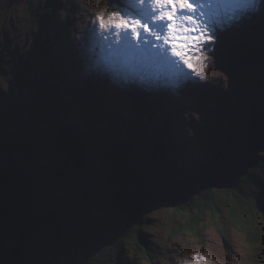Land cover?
<instances>
[{"label":"rangeland","instance_id":"1","mask_svg":"<svg viewBox=\"0 0 264 264\" xmlns=\"http://www.w3.org/2000/svg\"><path fill=\"white\" fill-rule=\"evenodd\" d=\"M113 2L72 0L68 7L62 3L53 21L55 30L42 31L31 12L39 3L43 8L48 6L46 0H0V260L5 262L21 247L28 264H32L22 245H11L24 243L34 258H40L51 233H55L59 244L67 249L62 264H83L91 235L87 229L85 234L80 231L76 211L90 223L104 225L120 219L114 218L120 210H129L124 215H137L154 208L144 220L147 229L141 240L137 235L138 242L155 253L154 260L132 254L131 244H126L120 253L123 264H202L204 259L208 264H215L213 260L218 264H264V188L261 201L258 191L240 197L237 188H232L234 175L243 174L257 162L249 173L264 160V5L251 13L235 8L229 0L219 3L211 18L218 22V29L227 30L218 33L214 47L201 49L198 73L174 56L168 58L169 71L162 73L157 68L161 73L156 75L145 67L152 76L138 83L129 74L135 76L137 71L144 76L142 70L121 61L122 55L109 45L111 33H107L109 40L99 36L96 17L101 11L107 21L109 12L130 10V0ZM119 2L124 4L117 9ZM45 33L51 41L43 45L42 53L36 40L47 37ZM46 65L53 69L47 82L39 75ZM104 109L117 112L120 119L115 120ZM93 110L99 111L93 115L98 134L89 130L92 121L86 117L94 114ZM123 122L132 127H125ZM72 124L79 127L75 129L76 141H91L87 150L80 148L82 156L75 150L77 143L73 142L71 151L66 150L65 141L62 148L56 142L54 148L50 145V139L59 136L60 127L68 130ZM118 126L121 131L126 129L124 133L133 143L119 139L115 145L121 160L110 159L109 164L96 149L94 138L112 139ZM198 131L209 136L217 133L218 142L226 145L221 150L217 142L214 148H220L216 153L222 160L209 174L211 185L202 184L207 177L200 170L206 163L201 164L202 159L189 152ZM88 132L92 137H86ZM161 133L168 139L159 147L168 166L155 139ZM131 146L136 151L129 157L124 150ZM124 153L128 162L122 161ZM215 155L212 153L210 159ZM171 181V189L190 188L191 183L200 182L203 187L197 186L204 192L217 193L221 211L212 216L213 211L208 210L205 231L198 232L202 235L199 244L196 234L184 229L190 216L175 210L170 197L151 190L142 193L143 188L155 190ZM194 192L190 188L189 195ZM186 196L181 193L177 199L186 201ZM132 199L137 204L144 200L142 206L134 209ZM240 201L250 223L261 229L260 242L246 240L241 229L225 218ZM94 258L92 253L90 260ZM104 262L115 264L107 259Z\"/></svg>","mask_w":264,"mask_h":264},{"label":"trees","instance_id":"2","mask_svg":"<svg viewBox=\"0 0 264 264\" xmlns=\"http://www.w3.org/2000/svg\"><path fill=\"white\" fill-rule=\"evenodd\" d=\"M70 1L72 0H46V3L48 4V6H45L43 8L40 3L34 6V10L31 9L32 10L31 15L33 17V20L36 22V25L41 27L42 31L44 29H50L51 27L54 29L55 27H53V25L55 24V22L53 21L57 17V14L59 13L57 11L58 9L57 7H60V6L62 7V3L64 6L68 7L67 3ZM110 1L116 2L117 0H110ZM121 3L119 2L117 4V9L122 8ZM61 9L62 8H60V10ZM48 22H49V25L47 24ZM42 24H44V26ZM45 35L47 37L36 40V45H39L38 48H40L41 52H42L43 45L45 44L46 46V43H50L51 41V38L46 33ZM45 55L46 54L44 53V58L46 59ZM39 75L40 77L43 76L44 80L47 82L52 79L53 69H51L50 66L46 65L43 67V69H41V72L39 73ZM97 113L99 114V111ZM80 114H84V112L81 111ZM93 115H95V112L94 114H91V115L86 114V117L87 119H90L94 123ZM115 115L116 113L112 114V116H115ZM102 119H104V121H106L107 123L111 122L109 118L102 117ZM78 124H80V121L78 122ZM123 125L127 128L132 127L127 122L126 123L123 122ZM77 127H78L77 124H73L71 128H69L70 129L69 131L60 127L59 129L60 131L59 135L61 134L60 138L58 139V141L53 138L50 139L51 147L54 148V145H55L54 143L56 142L60 144L62 148L61 142L65 141L66 143L65 145L67 147V149L66 148L65 149L67 151H71V149L75 146L74 143H77V147L83 150H87L88 148H90L91 141L88 142L86 140L84 142L85 145L83 142L79 143L78 141H76L78 139H76L74 136L76 135L75 129ZM135 129H139V128H135ZM125 131L126 129L121 131V126L120 127L118 126V127H115V132H114L116 133V136L113 135L112 139L102 138L100 137L101 135L99 136L100 138H97V139L93 137L95 139L94 145L97 147L96 149L101 153L102 157L109 164H111L112 162L110 159H112L113 161L121 160L115 144H118V142L120 141L119 139L126 138L128 141L130 140L128 139V136L124 133ZM169 131L170 129L169 130L166 129V132H169ZM173 131L174 130H172L171 133ZM93 132L95 134H98L95 129L93 130ZM216 134L209 136L207 134H201L199 131L195 134V139H193L194 142L193 144L191 143V145H193L194 148H191V150L189 149V152L193 154L195 153V155H192V154L191 155L197 157L199 160L202 159L201 164H205L206 162L214 159L215 157L210 159V156L212 155V153L216 154L215 156H217V153H219L220 148L221 150L225 148L224 146L226 145L224 144L222 140H221V143L218 142L219 135H216ZM85 135L86 137L91 136L89 132L86 133ZM120 136H122V138H120ZM114 137H116L118 141ZM171 137L175 138V135ZM155 139L158 140L159 147L164 145L165 142L168 140L167 137L164 138L163 133L158 134L155 137ZM161 140H164V142H162ZM129 142L131 144L133 143L131 140ZM217 142L219 143L220 148L214 149L216 148ZM110 143H112V145ZM228 143L229 145L233 146L230 142ZM36 144H38V142ZM120 144L123 145L121 142ZM159 147H158V150L161 153L162 159H165V162L164 161L163 162L166 163V165L168 166L166 154L163 153L162 149L160 150ZM30 148H33V145H30ZM28 150L29 149H26V151ZM135 151H136L135 146H131L124 150V152H126V155H128L129 157L132 156L135 153ZM121 157H123L122 158L123 162H128L129 159L128 158H127L128 160L126 159L125 153L124 155H121ZM113 168L114 170H117L115 169L114 166ZM167 176L166 178H168ZM169 178H172V176H169ZM186 178H189V177H186ZM236 188L240 192V197L241 195L243 197H247V196L250 197L251 195H255L256 192L258 191L257 199L261 201L260 200L261 193H262L261 191L264 188V160L263 159H261L260 161L259 168L253 171H250L247 174V176L243 178L242 182H239ZM198 192H197L198 195L195 194L192 197L188 198L185 202H182L180 205L175 206V210L180 209V212L182 214L184 213V215L190 216L189 221L186 223V226L184 229L185 231H189L188 234H196L195 235L196 240L198 241V243L196 244L200 243V239L202 236L201 234H203L205 231L206 220H207L206 215H207L208 210L213 211L212 216H215L217 212L221 211L220 200L217 197V193L215 194V192L213 191L204 192L201 190H200V193ZM262 201L264 203L263 198H262ZM236 205L237 206L235 207H231L228 215L225 216L226 220L234 228H238L239 230L241 229V231L247 237L246 240H248L249 242H253L254 240L260 242L262 239L261 229L259 227L253 226L252 223H250L249 214L245 211V206H243V202L240 201ZM153 211H154V208H150L147 211L137 214V215H124L120 219L112 220L109 223L104 224V225L103 224L94 225L90 223L87 219H83L84 217L82 213H80L79 211H76L77 223H78L77 226L79 227L80 231H82V234H85V230L87 229L89 231L88 232L89 235H91V238H89L87 242V253L85 256L86 257L85 260L83 259V262H84L83 264H90V262H92L93 260H94L93 264H105V262L103 263L105 259H107L108 262L110 263L114 262L115 264H123L121 261L120 253H121V250L124 249V246L126 244H131L130 248H132L133 250L132 254L141 255V259L153 261L155 253L150 252L149 247L138 242L137 240L138 236L140 237V240H141L142 234L147 229V226L144 227L143 225L144 220H147L150 216V213H152ZM222 215H223V211H222ZM244 215H246L247 218H243ZM218 216L220 217L219 214ZM214 223L218 224L217 221ZM199 231H201V234L198 233ZM15 245H19V246L22 245L26 249V251H28L30 262L32 261L31 262L32 264H62L63 254L67 250L66 248H63V244L61 243L59 244L57 235L55 233H51L50 241H48V246L42 250L43 252L40 258L33 257V255L31 254V251L28 250L29 249L28 245L18 242L16 244L13 243L11 247H15ZM0 247H1V244H0ZM92 253H95V258L90 260ZM31 257H32V260H31ZM0 262H3V260H0Z\"/></svg>","mask_w":264,"mask_h":264},{"label":"snow or ice","instance_id":"3","mask_svg":"<svg viewBox=\"0 0 264 264\" xmlns=\"http://www.w3.org/2000/svg\"><path fill=\"white\" fill-rule=\"evenodd\" d=\"M222 0H130L126 11L109 12L105 20L101 11L98 20L99 36L109 40L116 51L131 56L167 61L168 49L172 56L179 57L183 65L199 72L197 55L203 48L208 51L219 39L217 21L212 20L211 11ZM243 12L257 13L264 0H229ZM231 19V18H230ZM237 21L240 17H235ZM95 23V21H94ZM232 25H229V28ZM95 35V32H94ZM3 264V262H0ZM199 264V262H197ZM204 264H208L207 261Z\"/></svg>","mask_w":264,"mask_h":264},{"label":"bare ground","instance_id":"4","mask_svg":"<svg viewBox=\"0 0 264 264\" xmlns=\"http://www.w3.org/2000/svg\"><path fill=\"white\" fill-rule=\"evenodd\" d=\"M226 0H222V4H224V2H225ZM122 4V3H121ZM124 4V3H123ZM122 4V5H123ZM124 7H126L127 8V6H126V4L124 5ZM216 7H214L212 10H214ZM235 9V8H234ZM215 12V11H214ZM213 15V14H212ZM214 16V15H213ZM203 49V48H202ZM171 49L169 48L168 49V52H167V61L166 62H160V61H158V60H156V59H153V58H146V57H139V56H131V55H129L128 53H126V52H124V51H118L121 55H122V60L121 61H124V63H127L126 61H129V63H131L132 65L131 66H133L134 65V67L133 68H138L139 70H142V72L141 73H143V75L144 76H141V74H138V72L136 71V75L134 76L132 73L131 74H129V75H131V77H132V79H134L135 81L136 80H139V81H137L138 83L140 82L141 83V78H149V74L152 76V74L151 73H155L156 75L157 74H160L161 73V71H162V73H165V72H167V71H169V67H170V64H169V62H168V58H173L174 56H170V55H172L171 54V51H170ZM197 55H199V53H197ZM175 60V59H174ZM174 60H172V61H174ZM145 65H150V66H145ZM123 66H126V65H123ZM130 66V67H131ZM159 66V67H158ZM129 67V68H130ZM147 68V70H150V68H152V71H151V73H148L146 70H144V68ZM160 68V70H158V69ZM174 71L175 72H177L175 69H174ZM146 72H147V74H146ZM178 75V74H177ZM137 77V78H136ZM151 78V77H150ZM133 80V81H134ZM122 81H124V80H122ZM158 81V80H157ZM115 85V84H114ZM53 87V86H52ZM113 87V86H112ZM54 88V87H53ZM53 88H51L50 90H52ZM100 88H102V87H98V89H100ZM94 94V93H93ZM53 96V95H52ZM96 96H98V92L96 93ZM108 99V98H107ZM94 101L96 100L95 98L93 99ZM107 101V100H106ZM95 103L96 104H98V102H96L95 101ZM112 107H114L113 105H112ZM108 108H109V106H108ZM115 108V107H114ZM106 112L107 111H109L110 113V115H112V110H106V109H104ZM93 112H95V114L97 113V111L96 110H93ZM170 113V112H169ZM116 114H118L117 112H116ZM95 118V117H94ZM97 118V117H96ZM113 118L114 119H117V120H119L120 119V116L119 115H115V116H113ZM121 122H122V120H121ZM73 125V124H72ZM72 125H68V130H70L69 128H71V126ZM173 125V124H172ZM98 126V125H97ZM97 126H95L94 125V123L93 122H90V124H89V130L91 129V130H96V127ZM61 135V134H60ZM60 135L57 137V139L56 140H58L59 138H60ZM256 138V137H255ZM129 139V138H128ZM231 142V141H230ZM237 142V141H236ZM158 144V143H157ZM193 144V143H192ZM159 147V146H158ZM230 149V148H229ZM75 150L76 151H78V152H81L82 150L80 149V148H76L75 147ZM81 154V156H82V152L80 153ZM128 156V155H127ZM219 156V154L217 155V157H215L214 159H212V160H210V161H208V162H206V164L203 166V168H201V170H200V174H206V177H207V179H205V181H202V184H203V186H205V185H207V184H210L211 185V182H210V179L212 178V176H210L209 174L215 169V168H213V167H215V165H220V162H221V156L220 157H218ZM212 164V165H211ZM209 165H211V166H209ZM209 166V168H207ZM52 172V171H51ZM48 174L50 175V174H52L53 176H55L53 173H49L48 172ZM199 174V175H200ZM232 176H230V178H231ZM173 180V179H172ZM179 180V179H178ZM241 180V179H240ZM183 181V180H182ZM214 181V180H213ZM167 183H169V182H164V183H162V184H159L158 186H156L155 188H159V190H158V192L159 193H161L162 195H164V196H166V197H170L171 199H172V202L170 203V204H174L175 203V205H180L182 202H185V201H181V200H178L177 199V197L179 196V195H181V193H185V194H187V196H186V198L188 199V197L190 198V197H192L193 195H195L196 194V192H198V191H203L202 189H200V188H198V186L197 185H199L200 187H203V186H201L200 185V182H197V183H191L190 184V188H193L194 190H195V192L193 193V194H190L189 195V193H190V188H185V189H181V190H179V189H177V188H175V187H173V189H171V184H173V186H174V182H172L171 181V183L170 184H167ZM176 183V182H175ZM168 187V189H170V191H168L167 189H165V188H167ZM161 187V188H160ZM129 190V189H128ZM148 191V190H151L152 192H154V191H156V190H153V189H148L147 187L146 188H143V190L142 191ZM172 191V192H171ZM168 192V193H167ZM177 199V200H176ZM186 199V200H187ZM133 200V199H132ZM179 201H181V202H179ZM179 202V203H178ZM133 203H134V200H133ZM137 204V203H136ZM133 206V205H132ZM112 208V207H111ZM114 212V209L112 208V210H111V212ZM192 236V235H191ZM206 260L204 259L201 263L202 264H204V262H205ZM215 261V262H214ZM213 263H215V264H218V262L216 261V260H213L212 261ZM235 263V262H234Z\"/></svg>","mask_w":264,"mask_h":264},{"label":"water","instance_id":"5","mask_svg":"<svg viewBox=\"0 0 264 264\" xmlns=\"http://www.w3.org/2000/svg\"><path fill=\"white\" fill-rule=\"evenodd\" d=\"M77 153H78V155H80V152H78L77 151ZM77 159L79 158V157H76ZM74 160V159H73ZM74 163H76V161L74 160L73 161ZM256 165H257V162L255 163V164H253V165H251V166H249L248 168H246V171L242 174V173H238V174H236V175H234V177H236V182H235V184L232 186V188H236L237 186H238V184H239V182H240V179L244 176V175H246L247 173H248V171H249V169L250 168H254V167H256ZM242 174V175H241ZM202 188V187H201ZM155 190H157V188H154ZM205 190V189H204ZM145 192H150V191H143L142 193H145ZM158 191H155V193H157ZM158 194H159V192H158ZM160 195V194H159ZM153 197H154V199H156L157 197H156V194H154L153 195ZM119 198V197H118ZM182 198V197H181ZM127 199V198H126ZM125 199V200H126ZM184 199V198H183ZM129 200V199H128ZM157 200V199H156ZM144 200H142L140 203H138V204H136L135 202H134V209H136V208H138V207H141L142 206V202H143ZM172 202V201H171ZM179 202H181V201H179ZM178 202V203H179ZM130 203H133V202H130ZM122 203H120V205H121ZM175 204V203H174ZM132 205V204H131ZM119 206V205H118ZM122 206V205H121ZM127 206V205H126ZM110 207V206H109ZM127 207H129V206H127ZM113 208V207H112ZM112 208L110 207V212H111V210H112ZM123 209L125 210V208H124V206H123ZM128 211L129 210H127V211H123V210H120V212H119V214H117V215H115L114 216V218H120V217H122L124 214H128ZM131 212V211H130ZM116 214V213H115ZM114 215V214H113ZM113 215H111V216H107V218H105V222H108L112 217H113ZM3 264H28V261H27V258H26V255H25V252L23 251V249L20 247V248H16L14 251H13V256H11V257H9V258H6L5 259V262L3 263Z\"/></svg>","mask_w":264,"mask_h":264}]
</instances>
